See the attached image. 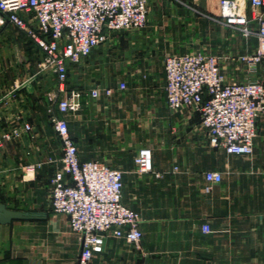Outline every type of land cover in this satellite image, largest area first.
<instances>
[{
    "label": "crops",
    "instance_id": "1",
    "mask_svg": "<svg viewBox=\"0 0 264 264\" xmlns=\"http://www.w3.org/2000/svg\"><path fill=\"white\" fill-rule=\"evenodd\" d=\"M241 1L254 28L252 10ZM218 4L147 0L142 29L113 34L70 64L67 85L81 91L80 109L68 116L78 157L122 170V201L139 213L142 231L139 249L104 236L103 250L90 264H264V117L257 120L253 154H228L209 145L198 112L166 103L164 57L170 53L225 56L221 72L228 81L264 83V62L246 75L236 60L254 51L256 36L217 21ZM40 58L21 30L0 27V130L21 120L31 125L0 150V202L12 209H21L15 204L24 189L32 201H44L40 185L49 187L54 168L47 159L61 153L50 121L57 84L53 74L39 70ZM119 82L126 88L118 89ZM107 86L114 87L110 96L88 94ZM141 148L151 150L150 171L136 170ZM39 161L26 180L21 177L26 165ZM208 170L222 179L205 192ZM22 210L41 215L0 223V264H77L81 244L65 214ZM203 223L210 232L202 231Z\"/></svg>",
    "mask_w": 264,
    "mask_h": 264
},
{
    "label": "built area",
    "instance_id": "2",
    "mask_svg": "<svg viewBox=\"0 0 264 264\" xmlns=\"http://www.w3.org/2000/svg\"><path fill=\"white\" fill-rule=\"evenodd\" d=\"M256 26L241 0H219L217 21L237 29L242 35H255L254 51L236 60L246 75L256 73L264 62V0H246ZM147 0H0V27L13 25L34 43L41 53L38 68L54 75L57 88L53 96L55 111L50 121L60 141L58 158H48L54 168L49 178V206L63 213L80 241L77 264H90L103 250L104 236L122 238L131 247H141L139 213L122 201V170L100 160H80L69 132L68 116L81 107V91L69 88V67L88 56L119 31L142 29L147 21ZM225 57L192 50L164 57L165 97L172 110L191 108L199 113L209 145L228 154L251 156L257 135V120L264 117V83L259 79L228 81L221 72ZM118 89L126 84L119 82ZM113 86L95 87L90 97L110 96ZM26 121L0 130V150L6 141L19 139L30 131ZM42 161L24 167L25 174ZM138 172L152 169L151 150L141 148L134 157ZM156 175H158L156 173ZM204 191L220 182L222 173H204ZM210 232L208 223L201 225Z\"/></svg>",
    "mask_w": 264,
    "mask_h": 264
},
{
    "label": "rangeland",
    "instance_id": "3",
    "mask_svg": "<svg viewBox=\"0 0 264 264\" xmlns=\"http://www.w3.org/2000/svg\"><path fill=\"white\" fill-rule=\"evenodd\" d=\"M120 32H122V31H119V32H116V33H114V34H118V33H120ZM216 55V54H215ZM217 56H220V57H223V56H221V55H217ZM225 57V56H224ZM225 60V59H224ZM21 177L23 178V177H25V180H26V178H28L29 176L28 175H26L25 174V171H24V173L21 175ZM40 187L44 190V194H45V199H44V201L43 200H37V199H35V200H31V198H30V196H31V193H27V191H26V189H24L23 190V193L22 194H19V196H18V201L16 202V206L17 207H19V208H21V209H43V210H45V211H47V213H49V214H57V213H55V212H53V211H51V209H50V206H49V187L47 188V187H45V186H43V185H40ZM42 191V190H41ZM27 194H28V196H27ZM30 194V195H29ZM35 195H39L40 193H34ZM34 195V196H35Z\"/></svg>",
    "mask_w": 264,
    "mask_h": 264
},
{
    "label": "water",
    "instance_id": "4",
    "mask_svg": "<svg viewBox=\"0 0 264 264\" xmlns=\"http://www.w3.org/2000/svg\"><path fill=\"white\" fill-rule=\"evenodd\" d=\"M39 215H41L39 212L8 208L5 203L0 202V223H9L15 219L34 218Z\"/></svg>",
    "mask_w": 264,
    "mask_h": 264
}]
</instances>
